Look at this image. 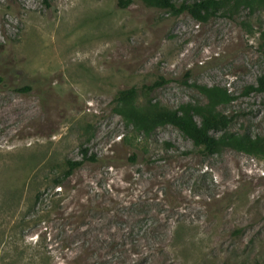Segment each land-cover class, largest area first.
Instances as JSON below:
<instances>
[{
  "label": "rangeland",
  "instance_id": "obj_1",
  "mask_svg": "<svg viewBox=\"0 0 264 264\" xmlns=\"http://www.w3.org/2000/svg\"><path fill=\"white\" fill-rule=\"evenodd\" d=\"M263 29L262 9L199 22L142 0H0V264H264V157L139 132L113 102L159 82L150 101L177 110L221 87L216 136L264 137Z\"/></svg>",
  "mask_w": 264,
  "mask_h": 264
},
{
  "label": "trees",
  "instance_id": "obj_2",
  "mask_svg": "<svg viewBox=\"0 0 264 264\" xmlns=\"http://www.w3.org/2000/svg\"><path fill=\"white\" fill-rule=\"evenodd\" d=\"M142 1L146 7L168 10L176 16L187 12L199 22H206L223 12L234 14L242 8L248 9L251 13L264 10V0H195L193 3L180 5L176 0ZM119 2L121 7H126L131 4L132 0H119ZM260 36V47L264 53V29ZM160 85L156 82L143 86L141 90L132 87L118 91L113 100L116 105L115 112L126 121V124L146 134L158 127L172 125L190 138L197 148L202 149L203 153L214 154L231 148L264 157V137L252 138L229 133L216 136V133L227 130L232 123V119L220 110L222 105L233 100L227 89L198 86L206 102L195 105L185 104L173 110L150 101V94ZM250 89L264 94V75L258 78V85ZM140 94H143L145 98L143 104L139 103ZM195 116L201 118L200 123L196 121ZM88 159L93 158H87V150H85L83 160H67L63 166L62 176L55 180V186L63 185L64 180L82 167Z\"/></svg>",
  "mask_w": 264,
  "mask_h": 264
}]
</instances>
